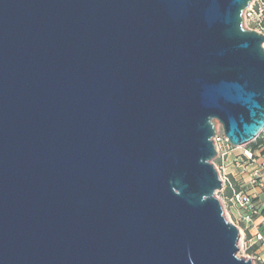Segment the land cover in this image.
I'll return each mask as SVG.
<instances>
[{
	"label": "water",
	"instance_id": "water-1",
	"mask_svg": "<svg viewBox=\"0 0 264 264\" xmlns=\"http://www.w3.org/2000/svg\"><path fill=\"white\" fill-rule=\"evenodd\" d=\"M251 2L0 0V264H254L213 163L264 131Z\"/></svg>",
	"mask_w": 264,
	"mask_h": 264
},
{
	"label": "built area",
	"instance_id": "built-area-1",
	"mask_svg": "<svg viewBox=\"0 0 264 264\" xmlns=\"http://www.w3.org/2000/svg\"><path fill=\"white\" fill-rule=\"evenodd\" d=\"M244 25L246 27L252 25L253 29H248V30H254L264 35V1L263 0H252L249 7L246 9L244 13ZM261 135L262 138H264V131L262 132ZM213 142L217 150V158H221V160H224L229 155L230 149L235 148L229 143V141L227 140V138L223 133V130L221 128H218V125H217L216 135L213 138ZM245 158L247 159V161L251 162V164H256V161L254 159V153L250 149H248L245 152ZM238 163L239 165H243L242 161H239ZM216 168L219 172L221 181L223 183V189L221 191H218L216 196L218 198V194L222 193L223 198L221 199L219 197L218 199L220 200L221 204L223 205L225 204L224 205L225 210L223 207L224 214L228 206L236 208L239 211H241V215L236 220V222L233 221L231 222L234 225H236L240 230L239 245L241 243V248H242L244 246L245 230L240 227V224H245L246 226H250L254 224L255 220L261 216L260 208L256 204L252 194L245 191L236 190V188L233 186L231 182L229 174L226 173V167L224 163H222L219 167L217 166ZM250 185L253 186L258 185L260 187H264V175L262 174L261 170L258 169L253 172L250 180ZM227 189L231 190L232 192L231 196L224 195V192ZM226 214L228 215V213ZM256 240L263 241V236L261 234H257ZM245 245H246V250L248 251L249 246L247 245V243H245Z\"/></svg>",
	"mask_w": 264,
	"mask_h": 264
},
{
	"label": "crops",
	"instance_id": "crops-1",
	"mask_svg": "<svg viewBox=\"0 0 264 264\" xmlns=\"http://www.w3.org/2000/svg\"><path fill=\"white\" fill-rule=\"evenodd\" d=\"M263 151L264 148L254 152V157L261 155L258 163L256 164H251L249 161H247L244 154L238 158L237 155H235L234 157L227 156L224 160H221V162L224 163L226 167V173L229 174L231 182L236 190L245 191L252 194L256 204L260 208L261 216L255 220L254 224L250 226L242 224L245 230V240L249 246L248 251L250 254H252V256L258 259L260 264H264V215L262 214L264 211V187L250 185V180L253 172L258 169L261 170L262 174L264 175ZM258 152L262 154H257ZM239 161H242L243 165H239ZM229 192H231L229 189L225 190L224 195L229 196ZM230 210L232 216L235 219L240 217L241 211L233 207H230ZM257 234H261L263 236V241L256 240Z\"/></svg>",
	"mask_w": 264,
	"mask_h": 264
},
{
	"label": "rangeland",
	"instance_id": "rangeland-1",
	"mask_svg": "<svg viewBox=\"0 0 264 264\" xmlns=\"http://www.w3.org/2000/svg\"><path fill=\"white\" fill-rule=\"evenodd\" d=\"M245 26V25H244ZM248 27V28H247ZM245 26V28L248 30V29H253V26L252 25H249V26ZM263 47H264V45H263ZM218 128H221L222 129V127H221V125L218 123ZM248 150V147L246 146V147H238V148H234V149H230V153H229V155L228 156H231V157H234L235 155H237V158L238 157H241V156H243V154H244V156H245V152ZM257 154H262V153H260V152H258ZM261 157V155L259 156H257V157H254V159L256 160V163H258V160H259V158ZM213 163L215 164V166L217 167H219L221 164H222V162H221V158H215V160L213 161ZM251 163V162H250ZM248 165V164H247ZM223 198V196H222V193H220V194H218V198ZM223 205V204H222ZM225 205V204H224ZM224 205H223V207H224ZM224 210H225V207H224ZM226 213H228V215L226 214ZM225 216H226V218L231 222V221H233V222H236V220L237 219H235L233 216H232V214H231V210H230V207L228 206L227 208H226V212H225ZM240 227L242 228V229H244L243 228V225L242 224H240ZM245 243H246V241L244 240V246L241 248V243H240V245H239V257H241V258H244V259H251L252 261H253V263L254 264H260L259 263V261H258V259L256 258V257H254V256H252V254H250L249 253V251H247L246 250V245H245Z\"/></svg>",
	"mask_w": 264,
	"mask_h": 264
},
{
	"label": "trees",
	"instance_id": "trees-1",
	"mask_svg": "<svg viewBox=\"0 0 264 264\" xmlns=\"http://www.w3.org/2000/svg\"><path fill=\"white\" fill-rule=\"evenodd\" d=\"M264 1V0H263ZM253 153L256 150H260L262 149V147H264V138H262V135L253 143H251L250 145L247 146ZM264 152V151H263ZM230 190V189H229ZM231 191V190H230ZM229 196H231L232 192H229ZM264 215V211L262 213ZM253 251V249H252Z\"/></svg>",
	"mask_w": 264,
	"mask_h": 264
}]
</instances>
